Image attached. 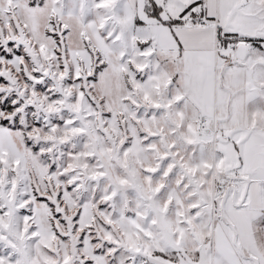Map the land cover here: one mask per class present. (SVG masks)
Returning <instances> with one entry per match:
<instances>
[{
  "label": "snow or ice",
  "instance_id": "obj_1",
  "mask_svg": "<svg viewBox=\"0 0 264 264\" xmlns=\"http://www.w3.org/2000/svg\"><path fill=\"white\" fill-rule=\"evenodd\" d=\"M0 264H264V0H0Z\"/></svg>",
  "mask_w": 264,
  "mask_h": 264
}]
</instances>
